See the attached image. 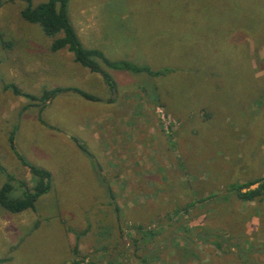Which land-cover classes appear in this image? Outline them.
<instances>
[{
    "label": "rangeland",
    "instance_id": "obj_1",
    "mask_svg": "<svg viewBox=\"0 0 264 264\" xmlns=\"http://www.w3.org/2000/svg\"><path fill=\"white\" fill-rule=\"evenodd\" d=\"M25 4L0 6V186L6 174L13 197L23 194L19 180L33 185L10 146L14 131L15 150L49 168L58 197L49 191L19 214L0 206L6 238L3 222L17 214L13 234L0 237V258L9 257L0 264H264V197L246 202L229 190L264 177V0H68L83 47L165 70L114 69L94 57L112 90L67 48L52 51L54 37L21 16ZM6 84L37 96L75 87L99 101L68 90L39 109ZM89 116L97 123L83 129ZM64 131L86 154L68 149ZM91 133L122 142L100 155ZM136 139L144 155H117ZM74 203L72 215L58 209Z\"/></svg>",
    "mask_w": 264,
    "mask_h": 264
},
{
    "label": "trees",
    "instance_id": "obj_2",
    "mask_svg": "<svg viewBox=\"0 0 264 264\" xmlns=\"http://www.w3.org/2000/svg\"><path fill=\"white\" fill-rule=\"evenodd\" d=\"M8 1H17V0H8ZM22 1H24L26 4L20 10L21 16L28 22L37 23L41 27L45 35L49 37H54L50 45V49L52 51H57L62 48H67L70 52L73 53L74 61L87 67L92 72H100L111 89L115 88V83L112 81L111 77L107 73L103 72V70L99 67L98 63L93 59L94 57L99 58L104 64H106L110 68L130 70L133 72L144 71L148 73H153L147 66H137L136 64L132 63L129 60L112 61L109 58H107L104 55V53L99 49L83 47L78 39L75 29L71 25L66 14V5L68 0H46L36 5H33L31 0H22ZM2 4H3V0H0V6ZM59 33H62V35L59 37H55ZM164 71L165 70H157L154 73L162 74ZM5 87L6 89L7 88L12 89V92L15 95H23L31 102L39 100L38 106L40 104L42 105L43 102L48 101L51 97L55 96L56 93L68 91V90L72 92H76L77 94H79L80 96L84 97L87 100H92V101L99 100V97L75 87L72 88L56 87L50 90L43 89L40 96L22 91L15 84H6ZM29 104L34 105L31 103ZM29 104H26L25 107L26 108L29 107L30 106ZM8 140L11 148L14 149V152L16 154L15 156L17 157V159L20 161L22 165L27 167L28 170L30 171L33 179V185L30 188L27 186L25 181L19 180L18 181L19 186L20 187L23 186V194L19 197H13L11 196V194L15 190V185L13 183L15 179L10 174H6L7 176L6 181L0 186V206L12 213L22 212L27 209H34L37 199L44 193L48 192V190L51 187V173L45 168L27 163L25 159L17 152V150H15L14 131H12ZM78 146L81 148V150L85 151L84 147L81 146L80 143H78ZM229 190L235 192L236 195L242 201H246V202L260 201L264 197V177L248 180L245 183H230ZM192 205L193 203H190L189 206L191 207ZM178 227L182 230H184L185 228L182 225H179ZM223 233H224L223 235H227L226 231H224ZM204 234L206 233L205 232L201 233V237L206 238V236L204 237ZM223 235L222 234L215 235V237L223 240L222 239L224 237ZM225 238H229V237H225ZM212 242L216 247L218 248L222 247V244L218 239H214ZM132 243L134 246H136L135 240H132ZM187 251L189 250L184 248V252ZM242 254L243 253L239 251L237 253L239 257H242L241 256ZM146 257L147 256L143 258L147 259ZM8 259L9 257H4V258H0V261L4 262Z\"/></svg>",
    "mask_w": 264,
    "mask_h": 264
},
{
    "label": "crops",
    "instance_id": "obj_3",
    "mask_svg": "<svg viewBox=\"0 0 264 264\" xmlns=\"http://www.w3.org/2000/svg\"><path fill=\"white\" fill-rule=\"evenodd\" d=\"M91 73H92V71H90ZM109 87V86H108ZM112 90V89H111ZM72 92V91H71ZM74 93H76V92H74ZM84 98V97H83ZM51 99V98H50ZM49 99V101H48V103H51L52 102V99L50 100ZM97 101H99V100H97ZM110 101H112V98L110 97ZM47 103V104H48ZM44 106L45 105H43V103H42V105H39L38 106V108L39 109H42V108H44ZM89 118L91 119V120H86V124L84 125V127H83V129H90L91 127H93V124H95V123H97V120L94 118V119H92L93 117H91V116H89ZM128 118H130V117H128ZM131 119H132V121H133V123H136V121H138V119L136 120V118H132L131 117ZM132 121H129V122H131L132 123ZM52 124H49V123H47L46 121H43L42 120V122H41V126H43L44 128H43V131L45 130V132L46 133H48L49 132V130L47 129V128H52V126H51ZM47 127V128H46ZM126 132H127V129H126ZM61 134H62V138H64V140L66 141V142H68V144H70V146H72V147H70V148H68L69 150H71V151H73L74 149H76V147L77 148H79L80 149V147L78 146V143H80L78 140H77V142H76V138H75V140H74V138L72 137V136H70L71 134H69V133H67V132H61ZM91 135H92V137H93V139L94 140H96L97 141V139H99V135L97 134V133H94V134H92L91 133ZM14 137H15V135H14ZM116 137V136H115ZM119 139H122L121 137L119 138H115L114 139V136H113V138H106L103 142H99L98 143V141L96 142V144H97V146L99 147V150H98V152L100 153V155H108V153H110V151L112 150V152L115 150L114 149V147H116L117 146V144H119V143H121L122 142V140H120L119 141ZM136 141H137V139H136ZM81 144V143H80ZM118 147V146H117ZM116 147V148H117ZM120 148H122V147H120ZM124 150V152H123V150ZM121 149V153L119 152V154H117V155H129L130 153L132 154H135L134 153V151H136V154L137 155H144V152H142V145H140L139 144V142L137 141V144H136V146H134L133 148H130V147H123ZM81 150V149H80ZM144 150H145V148H144ZM82 151V153H84V154H86L83 150H81ZM111 152V153H112ZM110 153V154H111ZM122 153H124V154H122ZM48 170H49V168H47ZM51 188V187H50ZM107 188H109V186H105V190L107 189ZM104 190V191H105ZM49 191H51L52 192V197H54V200H56L57 199V197L58 196H56L55 194V190H51V189H49L48 190V192ZM102 191V189L101 188H99L98 187V192H101ZM48 192H46V193H44L43 195H45V194H47ZM93 192V191H92ZM43 195H41V196H43ZM40 196V197H41ZM39 199V198H38ZM38 199H37V201H38ZM37 201H36V203H35V207L37 206ZM43 202V201H42ZM46 205H47V203H44L42 206L44 207V208H46ZM67 208H69L70 209V212L68 211V210H66L64 207H60V206H58V209L59 210H62V209H64V213L66 214V215H72V213L74 212V211H76V204L74 203V205L73 206H71V207H67ZM35 209V208H34ZM34 209H31V210H34ZM22 212H25V210L24 211H22ZM22 212H18L17 214H19V213H22ZM42 213H40V214H42V215H45L46 214V217H50V214L47 212V210H46V212H45V214H43L44 213V211H41ZM54 214H56V212H53ZM58 213V212H57ZM70 213V214H69ZM17 214H14L11 218H6V217H4V218H6L5 219V221L3 222V223H5V222H7V225H6V228L8 229V232L6 233V235H7V238H6V236H2V235H0V237L1 238H6V239H4V240H7L8 239V235H11V234H13L12 232H11V230H13V231H15V226H10L9 225V221H14V222H16V220H17V218H16V215ZM75 214H76V212H75ZM57 215V214H56ZM1 223V222H0ZM71 225H73L72 223H71ZM76 244V243H75ZM83 244H79L78 245V248L80 247V248H83V247H81ZM12 245H10V247H11ZM9 247V248H10ZM5 257H8V256H5Z\"/></svg>",
    "mask_w": 264,
    "mask_h": 264
}]
</instances>
